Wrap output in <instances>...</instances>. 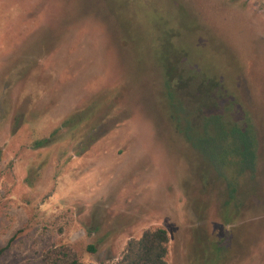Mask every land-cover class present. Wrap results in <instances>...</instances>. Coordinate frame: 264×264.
I'll use <instances>...</instances> for the list:
<instances>
[{
	"label": "rangeland",
	"instance_id": "374dc122",
	"mask_svg": "<svg viewBox=\"0 0 264 264\" xmlns=\"http://www.w3.org/2000/svg\"><path fill=\"white\" fill-rule=\"evenodd\" d=\"M156 228L168 264H264V0H0V264H116Z\"/></svg>",
	"mask_w": 264,
	"mask_h": 264
},
{
	"label": "trees",
	"instance_id": "16d2710c",
	"mask_svg": "<svg viewBox=\"0 0 264 264\" xmlns=\"http://www.w3.org/2000/svg\"><path fill=\"white\" fill-rule=\"evenodd\" d=\"M170 41V47L175 57L179 54L175 52L173 44L171 43V35L167 33ZM223 117V116H222ZM222 117L220 120L223 121L222 133L225 138L224 142L228 145L223 151V156L228 154L238 157L240 159H247L252 157L253 164L257 162L256 157V141L251 135V129L238 125L236 122L227 123ZM219 119V117H218ZM88 119L81 120L77 129L74 124L66 120L61 128L55 130L48 137L39 139L31 144L32 150L46 149L52 145L64 141L67 137L72 140L76 139L81 133V130L88 124ZM67 129L66 132L63 130ZM251 135V136H250ZM239 138H238V137ZM245 136L251 138L245 139ZM236 137V138H235ZM239 159V160H240ZM254 173L255 170H249L248 168L242 169L239 173L243 175L245 172ZM239 174V175H240ZM27 183L31 185L30 181ZM170 237L168 232L164 228L148 229L143 232L139 239H131L128 241L125 250L116 264H168ZM89 253H95V246L91 245L88 247ZM44 264H83L80 260L70 252L66 247L60 248L58 251H53L44 258Z\"/></svg>",
	"mask_w": 264,
	"mask_h": 264
}]
</instances>
